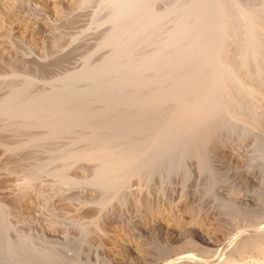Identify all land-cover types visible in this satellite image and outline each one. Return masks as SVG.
Instances as JSON below:
<instances>
[{
    "label": "rangeland",
    "instance_id": "rangeland-1",
    "mask_svg": "<svg viewBox=\"0 0 264 264\" xmlns=\"http://www.w3.org/2000/svg\"><path fill=\"white\" fill-rule=\"evenodd\" d=\"M134 1L13 0L0 7V264H142L146 258L157 264L162 256L174 259L176 247L182 255L197 256V251L185 250L202 241L198 235L205 228L210 238L200 245L206 244L208 252L199 248L197 258L213 260L226 234L264 219V124L244 114L248 100L233 106L216 100L206 104L200 95L205 88L215 94L212 64L222 45L236 49L248 38L253 47L264 49V0L229 2L233 6L224 2L228 7L219 0ZM133 4L131 16L126 9ZM251 16L252 23H263L257 28L261 34L239 30ZM206 20L212 22L207 28ZM231 24L235 32L223 34ZM251 66L259 72V65ZM193 78L195 85L206 82L195 86L197 93L194 85L191 90L184 87ZM156 86L168 97L163 120L155 121L161 111L156 107L150 113L157 140L147 154L140 148L136 155L131 146L128 156L135 155L136 163L119 167L117 152L129 143L120 140L117 150L114 121L130 111L129 122H139L142 106L138 101L129 105V97L137 91L140 100ZM215 114L219 120L213 119ZM124 135L132 137L131 131L121 139ZM140 150L145 153L139 155ZM104 151L116 162L107 163L116 167L101 165ZM219 235L224 236L216 239ZM252 244L245 243L244 250L236 245L240 251L233 253V260L241 253L261 258L262 246Z\"/></svg>",
    "mask_w": 264,
    "mask_h": 264
},
{
    "label": "bare ground",
    "instance_id": "bare-ground-1",
    "mask_svg": "<svg viewBox=\"0 0 264 264\" xmlns=\"http://www.w3.org/2000/svg\"><path fill=\"white\" fill-rule=\"evenodd\" d=\"M111 1V0H110ZM112 1H114V0H112ZM119 1V0H118ZM134 1V0H133ZM144 1V0H143ZM215 1V0H214ZM243 1V0H242ZM255 1V0H254ZM10 2H13V0H0V7H2L3 5H7V4H9ZM135 2V1H134ZM147 2V1H146ZM185 2H186V0H185ZM184 2V3H185ZM204 2V1H203ZM216 2V1H215ZM214 2V3H215ZM219 2L220 3H226V2H228V4H229V2L230 3H234V4H236L238 1L237 0H219ZM219 2H216V4H218ZM262 2V1H261ZM15 3V2H14ZM119 3V2H118ZM117 3V4H118ZM193 3H194V1H192V4L191 5H193ZM197 3H198V1H197ZM224 3V4H225ZM201 4H203V3H201ZM247 4V3H246ZM258 4V3H257ZM256 4V5H257ZM114 5V4H113ZM146 5V4H145ZM152 5V4H151ZM191 5H190V7H191ZM195 5V4H194ZM204 5H206V3L204 4ZM212 5V4H211ZM215 5V4H214ZM213 5V7H217V5L216 6H214ZM226 5V4H225ZM229 5H231V4H229ZM124 6V5H123ZM128 6V5H127ZM143 6H144V3H143ZM142 6V7H143ZM180 6V5H179ZM198 6V5H197ZM201 6V5H200ZM200 6H198V7H200ZM208 6H210V4L208 5ZM207 5L205 6V7H208ZM231 6H233V5H231ZM230 6V7H231ZM237 7H238V5H236ZM240 6V5H239ZM153 7V6H152ZM202 7V6H201ZM221 7V6H220ZM225 7H228V5H226ZM235 7V6H234ZM244 7V6H243ZM115 8V7H114ZM156 8V7H155ZM175 8H176V6H175ZM183 8V7H182ZM193 8V7H192ZM195 8V7H194ZM193 8V9H194ZM209 9L211 8V7H208ZM208 8H207V10H208ZM249 8V7H248ZM250 8H252V7H250ZM134 9H135V5L133 4L132 6H130V7H128L127 9H126V12L129 14V15H131L132 13V11H134ZM136 9H137V7H136ZM197 9V8H196ZM201 9V8H200ZM203 9V8H202ZM201 9V10H202ZM216 9V8H215ZM237 10H238V8H236ZM125 10V9H124ZM142 10V9H141ZM147 10H148V8H147ZM146 10V11H147ZM183 10H184V8H183ZM185 10H189V9H185ZM207 10H205V11H207ZM214 9L212 8L211 9V11H213ZM223 10V9H222ZM229 10H231V8L229 9ZM229 10H227V11H229ZM247 10V9H246ZM257 10L259 11V9L257 8ZM256 10V11H257ZM115 11V10H114ZM182 11V10H181ZM204 11V10H203ZM224 12L226 11L225 9L223 10ZM256 11H255V13H256ZM185 12V11H184ZM195 12V11H194ZM208 12V11H207ZM232 12H233V8H232ZM231 12V13H232ZM242 12V11H241ZM254 12V11H253ZM253 12H251L252 14H253ZM131 13V14H130ZM188 13V12H187ZM197 13V12H196ZM211 13V12H210ZM247 13H249V12H247ZM254 13V14H255ZM152 14V13H151ZM189 14V13H188ZM191 14V13H190ZM189 14V15H190ZM204 14V13H203ZM224 14H226V13H224ZM230 14V13H229ZM245 14V13H244ZM134 14H132L131 16H133ZM148 15V14H147ZM150 15V14H149ZM148 15V16H149ZM192 15V14H191ZM194 15V14H193ZM202 15V14H201ZM205 15V14H204ZM208 15V14H207ZM256 15L257 14H255L254 16H255V18H256ZM128 16V15H127ZM146 16V15H145ZM154 16V15H153ZM217 16V15H216ZM254 16L252 17L251 16V21L249 22V21H246V22H248L247 24H243L242 23V25H241V28L239 29L238 27V29L239 30H241L242 32H244L243 34H246L245 32H246V29H250L249 31H253V30H255V32L257 31L258 32V30H257V28H259V25L261 24V27L263 26L262 24L263 23H260V21L258 20H254V22L252 23V20L254 19ZM115 17V16H114ZM118 17H120V16H118ZM140 17V16H139ZM203 17H206V16H202V18L201 19H203ZM219 17V16H218ZM217 17V18H218ZM242 17V16H241ZM124 18V17H123ZM136 18H138V16L136 17ZM141 18V17H140ZM234 18V17H233ZM243 18V17H242ZM135 19V18H134ZM177 19V18H176ZM181 19H183L182 17H181ZM180 19V20H181ZM199 19V18H198ZM219 19V18H218ZM217 19V20H218ZM241 19V18H240ZM244 19V18H243ZM249 19V20H250ZM188 20V19H187ZM212 20V19H211ZM211 20L209 21V20H206L205 21V25H203L204 27H208V26H210V24L212 23L211 22ZM229 20V19H228ZM237 20V19H236ZM246 20H248V18L246 19ZM131 21V20H130ZM182 21V20H181ZM184 21V20H183ZM212 21H216V20H212ZM125 22H127V24L129 23V21H125ZM124 22V23H125ZM132 22V21H131ZM130 22V23H131ZM134 22V21H133ZM146 22V21H145ZM176 22V21H175ZM235 22H238V21H235ZM118 23V22H117ZM129 23V24H130ZM171 23V22H170ZM221 23V22H220ZM220 23H218V24H220ZM232 23V22H231ZM119 24V23H118ZM117 24V25H118ZM126 24V23H125ZM143 24V23H142ZM154 24V23H153ZM175 24V23H174ZM226 24H228V23H226ZM225 24V25H226ZM235 24V23H234ZM123 25V24H122ZM121 25V26H122ZM131 25V24H130ZM168 25H169V23H168ZM172 25V24H171ZM212 25V24H211ZM116 26V25H115ZM153 26V25H152ZM202 26V27H203ZM218 26V25H217ZM140 27V26H139ZM167 27V26H166ZM174 27H176V25L174 26ZM216 27V26H215ZM227 27V30H225L224 32H222L223 34H233V32H235V30H234V26H232V24H231V26L229 25H227V26H225L224 28H226ZM126 28V27H125ZM127 28L129 29V27L127 26ZM165 28V27H164ZM177 28H178V26H177ZM187 28H189V27H187ZM193 28V27H192ZM206 28H204V29H206ZM218 28V27H217ZM216 28V29H217ZM146 29V28H145ZM175 29V28H174ZM197 29H198V27H197ZM199 29H200V27H199ZM198 29V30H199ZM202 29V28H201ZM204 29L202 30V31H204ZM262 29V28H261ZM118 30V29H117ZM230 30H232V33H231V31ZM264 30V29H263ZM171 31V30H170ZM169 31V33H172V32H170ZM173 31V30H172ZM184 31V30H183ZM223 31V30H222ZM241 31H240V33H241ZM178 32H180V30L178 31ZM189 32V31H188ZM196 32H198V31H196ZM208 32H210L211 33V31L209 30V31H207V29H206V32L205 33H208ZM213 32V31H212ZM255 32H253V33H255ZM264 32V31H263ZM130 33V32H129ZM145 33V32H144ZM165 33V32H164ZM210 33H208V34H210ZM218 33V32H217ZM249 33V32H248ZM258 33H260V32H258ZM128 34V33H127ZM168 34V33H167ZM176 34H178V33H176ZM186 34V33H185ZM188 34V33H187ZM190 34V33H189ZM203 34V33H202ZM222 34V35H223ZM235 34H237V32L235 33ZM261 34V33H260ZM169 35V34H168ZM146 36V35H145ZM145 36L143 37L144 39H145ZM185 36V35H184ZM203 36H205V35H203ZM182 38H184L183 36H181ZM188 37V36H187ZM199 37V36H198ZM206 37V36H205ZM210 37V36H209ZM222 37H227L226 35H224V36H222ZM214 38V37H213ZM221 38V37H220ZM251 38V37H250ZM157 39V38H156ZM170 39V38H169ZM172 39H173V37H172ZM171 39V40H172ZM177 39V38H176ZM175 39V40H176ZM187 39V38H186ZM185 39V40H186ZM178 40H180L179 38H178ZM177 40V41H178ZM221 40H222V38H221ZM156 41V40H155ZM160 41V40H159ZM174 41V40H173ZM177 41H175L176 43H177ZM219 42H220V40H218ZM253 40L252 39H245V40H242L241 41V43L239 44V45H236V49L235 48H233V49H224L223 47H224V45H222L223 47H221L220 49H221V51H220V49L217 51V52H219V53H217L218 54V56H217V58H216V60L217 61H215L216 63L215 64H212V67H213V65H214V72H213V78H214V81H215V83H216V86H218L217 88H216V90H215V88H214V93L215 94H211L212 92H213V90H210L211 92H209V89L208 90H206V88L204 89V90H202V92L200 93V95L202 96H200L199 95V93H198V95L201 97V98H203V99H205V102H206V104H207V102H209L210 101V103H211V101H214V100H216V102L217 101H219V104H220V102H222V103H231V105L233 106L234 104L233 103H238V101L240 100L241 101V99H244L245 101H249L247 104H245V106H244V108H245V113L244 114H246L247 115V118L248 119H250V121L252 120L253 122H257V123H259L260 125L261 124H264V66L263 65H261V55L264 57V49L263 48H261V49H258V47H256V45H255V47H253V42H252ZM263 41H264V39H263ZM150 42V41H149ZM181 42H182V40H181ZM201 42V41H200ZM200 42H199V44H200ZM205 42H207V41H202V43L201 44H205ZM211 42V41H210ZM222 42L224 43L225 42V40H224V38H223V40H222ZM228 42V41H227ZM156 43V42H155ZM231 43H233V42H231ZM230 43V44H231ZM237 43V42H236ZM238 44V43H237ZM242 44V45H241ZM256 44H257V41H256ZM162 45V44H161ZM168 45H170V43L169 44H167V47H168ZM206 45H208V44H206ZM209 45H210V43H209ZM217 45H219V44H217ZM229 45V44H228ZM233 45V44H232ZM241 45V46H240ZM257 45H259V44H257ZM133 46V45H132ZM136 46V45H135ZM152 46V45H151ZM160 46V45H159ZM189 46V45H188ZM202 45H200V47H201ZM226 46H227V44H226ZM237 46H238V48H237ZM240 46V47H239ZM172 47V46H171ZM187 47V46H186ZM197 47V46H196ZM212 47V46H211ZM219 47V46H218ZM230 47V46H229ZM157 48V47H156ZM189 48V47H188ZM169 49V48H168ZM167 49V50H168ZM173 49V48H172ZM193 49H194V47H193ZM151 51V50H150ZM153 51V50H152ZM181 51V50H180ZM200 51V50H199ZM135 52V51H134ZM170 52V51H169ZM177 52H178V50H177ZM177 52H176V55H177ZM192 52V51H191ZM193 52H195V51H193ZM150 53H153V52H150ZM155 53V52H154ZM188 53V52H187ZM216 53V52H215ZM128 54H130V53H128ZM194 54V53H193ZM200 54H203V53H200ZM216 54V55H217ZM144 55V54H143ZM172 55V54H171ZM174 55V54H173ZM215 55V56H216ZM256 55V56H255ZM142 56V55H141ZM170 56V55H169ZM214 56V57H215ZM255 57H256V59H255ZM137 58H139V57H137ZM171 58V57H170ZM173 58V57H172ZM123 59H125V58H123ZM141 59V58H140ZM138 60V59H137ZM196 60H198V59H196ZM195 60V61H196ZM263 60H264V58H263ZM127 61H128V59H127ZM126 61V62H127ZM130 61H131V59H130ZM213 61V60H212ZM253 61H255V63L253 62ZM257 61V62H256ZM259 61V62H258ZM134 62V61H133ZM132 62V63H133ZM210 62V61H209ZM129 62H127L126 64H128ZM132 63L130 64V65H132ZM263 63H264V61H263ZM262 63V64H263ZM103 64V63H102ZM158 65V64H157ZM251 65H259V66H255V67H259L258 69H259V72L257 73H255V69L256 68H253ZM129 65H126V67H128ZM115 67H117V66H115ZM118 67H120V66H118ZM154 67V66H153ZM156 67V66H155ZM164 67V66H163ZM92 68V67H91ZM167 68H168V66H167ZM86 69V68H85ZM118 69V68H117ZM117 69L115 68V70H116V72H117ZM120 69V68H119ZM208 71H210L209 69H207ZM168 71V70H167ZM191 71H193V69L191 70ZM194 71H195V69H194ZM119 72H121V70L119 71ZM170 72V71H169ZM196 72V71H195ZM195 72H193V74L195 73ZM127 73V72H126ZM165 73V72H164ZM163 73V74H164ZM179 73V72H178ZM185 73V72H184ZM205 73V70H204V72L202 73V75ZM212 73V72H211ZM116 74V73H115ZM162 74V73H161ZM171 74V73H170ZM169 73H168V75H170ZM175 74H177V73H175ZM196 75L197 74H200L199 72L198 73H195ZM75 75V74H74ZM118 75V74H117ZM168 75H162L163 77L164 76H166L165 78V80H170L169 78H171V75H170V77L168 76ZM191 75H192V73H191ZM190 75V76H191ZM202 75H201V77H202ZM212 75V74H211ZM65 76V75H64ZM73 76V75H72ZM169 78H168V77ZM174 76V75H173ZM198 76V75H197ZM208 76V75H207ZM62 77V76H61ZM65 77H67V78H69V77H71L70 75H67V76H65ZM104 77V76H103ZM116 77H118L119 78V76H116ZM123 77H125L124 75H123ZM159 77V76H158ZM161 77V76H160ZM192 77V76H191ZM206 76H204L203 75V78H205ZM73 78V77H72ZM114 78V77H113ZM185 78V77H184ZM184 78H181V79H183L184 80ZM195 78H196V76H195ZM195 78H193V80H191L190 81V83H192V85L191 84H188L189 82H186L185 83V85L186 86H184L185 88L187 87H189L190 88V86L194 89V87L196 86L197 87V84H202L203 82V85L206 83L204 80H202V79H200V80H202V83H197L196 85L194 84V82H195ZM90 79V78H89ZM100 79V78H99ZM109 79V78H108ZM150 79H152V78H150ZM187 79V78H186ZM197 79V78H196ZM198 79V80H199ZM103 80V79H102ZM102 80H101V82H102ZM112 80V79H111ZM160 80V79H159ZM164 80V79H163ZM165 80H164V82H165ZM172 80H173V78H172ZM178 80V79H177ZM197 80V81H198ZM198 81V82H201V81ZM63 81V80H62ZM65 81H66V79H65ZM110 81V80H109ZM109 81H107V82H109ZM114 81H117L118 82V80H116V78L114 79ZM113 81V82H114ZM125 81V80H124ZM130 81V80H129ZM117 82H114V83H117ZM173 82V81H172ZM176 82V81H175ZM174 82V83H175ZM182 82V81H181ZM184 82V81H183ZM182 82V84L184 85V83ZM103 83V82H102ZM143 83H145V81L143 82ZM150 83V82H149ZM148 83V84H149ZM161 83H163V82H161ZM180 83V82H179ZM196 83V82H195ZM210 83V82H209ZM108 84V83H107ZM122 84V83H121ZM153 84H155L154 82H153ZM172 84V83H171ZM99 85V84H98ZM113 85V84H112ZM120 85V84H119ZM164 85V84H163ZM175 86H178L177 85V83L176 84H174ZM183 85L182 86H180V87H183ZM187 85H189V86H187ZM193 85H194V87H193ZM203 85H201V87L203 86ZM206 85V84H205ZM100 86V85H99ZM102 86V85H101ZM140 86V85H139ZM157 87V86H156ZM196 87H195V90H192V91H196ZM208 88H210L211 89V87H209V86H207ZM117 88V87H116ZM174 88H176V87H174ZM173 89V88H172ZM180 89V88H179ZM198 89H199V87H198ZM137 90V89H136ZM174 90V89H173ZM173 90H172V92H173ZM177 89H175V91H176ZM181 90H183V88L181 89ZM181 90H180V92H181ZM185 90H187V89H185ZM189 90H191V88L189 89ZM174 91V92H175ZM178 91V90H177ZM177 91H176V93H177ZM188 91V90H187ZM187 91H185V92H183V94L184 93H187ZM132 92H133V90H132ZM136 93H133V95L132 96H130L129 97V101H128V104L129 105H132V102H134V101H138V103L140 104L139 106H142V112H143V114H142V116H140V117H142L141 119H140V121L138 122V121H136V122H129L132 118H131V115H130V111H128V114H124L125 112V110H123L122 112H124V113H122V115L120 116V117H118L115 121H114V123H115V125L113 126V127H115L116 126V123H117V131H115V133H114V138H113V140H114V144L116 145V146H118L117 147V150H119L118 148L119 147H121L120 145H118V143L120 142V140L122 141V140H128V145H127V147L126 146H124V149H122L121 150V148H123V147H121L120 148V150H119V152L121 151V153L119 154V152H117L116 151V149H113V151L115 150V152H113V153H118V158H119V162H117V164L119 165V167H122V166H125L126 164H132V163H134V159H135V155L134 154H138L136 151H137V149H138V151H139V149L141 148H143L145 151L150 147H152V145H154L155 144V141L157 140V137L156 136H152V134L154 133L155 134V132H153L152 133V131L155 129V128H152V126L154 125V123H155V121L157 122V120H159V121H161V120H163L162 118H163V112L164 111H166V110H164V111H162L163 110V107L166 105V103H167V100H168V97L165 99V96H164V93H163V88H160V87H157V88H155L154 89V91L152 90V92H148V94L147 95H145L144 94V96L143 95H141L140 96V100H139V95L137 94L138 92L137 91H135ZM174 92H173V94H174ZM189 92V91H188ZM200 92V91H199ZM166 93H167V91H166ZM175 93V94H176ZM196 93H197V91H196ZM139 94H141V93H139ZM143 94V93H142ZM182 93H181V95H183ZM180 95V96H181ZM173 96V95H172ZM180 96L179 97H177V99H179L180 98ZM114 97V96H113ZM176 97V96H175ZM199 97V98H200ZM185 99H186V96H185ZM165 100H166V103H165ZM174 101H176V100H174ZM178 101H180V100H178ZM244 101V102H245ZM177 102V101H176ZM175 102V104L176 105H178L177 103ZM242 102V101H241ZM240 102V103H241ZM243 102V103H244ZM180 103V102H179ZM209 103V104H210ZM214 103V102H213ZM218 103V102H217ZM216 103V104H217ZM120 104V103H119ZM190 104V103H189ZM201 104H204V101H203V103H200V105ZM206 104H205V106H206ZM208 104V105H209ZM216 104H215V106H216ZM190 105H192V104H190ZM218 105V104H217ZM188 106V105H187ZM215 106H211V108H214ZM224 106H226V105H224ZM133 107V106H132ZM137 107V106H136ZM157 109H156V108ZM190 107V106H189ZM188 107V108H189ZM191 107H193V106H191ZM190 107V108H191ZM220 107V106H219ZM228 107V106H227ZM226 107V108H227ZM141 108V107H140ZM164 108H166V107H164ZM195 109L197 108V107H194ZM201 108H203V107H201ZM200 108V109H201ZM221 108V107H220ZM230 108V107H229ZM151 109V110H150ZM153 109H156V110H161L160 111V114L158 115V118H156V120L154 121V123H152L153 121H152V117H150V115H152V114H150V113H152L151 111L153 110ZM216 109H218V108H214V110H212V111H214L215 112V110ZM231 109V111H232V113H233V108H230ZM128 110V109H127ZM135 110V109H134ZM202 110V109H201ZM219 110V109H218ZM185 111V110H184ZM212 111L210 110V112L212 113ZM220 111V110H219ZM218 111V112H219ZM228 111V109L226 110V114L228 113L227 112ZM230 111V110H229ZM243 111V110H242ZM133 112V111H132ZM200 112V111H199ZM214 112H213V114H214ZM222 112V111H221ZM220 112V113H221ZM154 113V112H153ZM206 113V112H205ZM211 113H207V115H209V116H212V114ZM216 113V112H215ZM220 113H217V114H219L220 115ZM121 114V113H120ZM167 114H168V112H167ZM188 114V113H187ZM217 114H215V115H213L214 117H213V119L215 118H217L218 119V117H217ZM236 114V113H235ZM156 115H157V113H156ZM170 115V114H169ZM205 115V114H204ZM207 115H205L206 117H207ZM240 115V114H239ZM246 115H244V116H246ZM190 116V115H189ZM244 116H242V117H244ZM191 117V116H190ZM197 117V116H196ZM199 117V116H198ZM200 117H202V116H200ZM220 117V116H219ZM222 117H224L223 115H222ZM195 118V117H194ZM203 118V121L205 120L204 119V117H202ZM211 118V117H210ZM246 117H244L243 119H245ZM112 119V118H111ZM201 119V118H200ZM216 119V120H217ZM220 119V118H219ZM218 119V120H219ZM223 119V118H222ZM195 120V119H194ZM199 120V119H198ZM208 120V119H207ZM207 120H205V121H207ZM152 121V122H151ZM185 121V120H184ZM190 121H191V119H190ZM190 121L188 122L189 124H190ZM202 121V120H201ZM201 121H199L200 123H201ZM204 121V122H205ZM210 121H211V119H210ZM198 122V123H199ZM129 123V124H128ZM181 123H183V122H181ZM186 123V122H185ZM200 123H199V125H200ZM209 123V122H208ZM225 123V122H224ZM250 123V122H249ZM107 124V123H106ZM158 124V123H157ZM193 124H194V122H193ZM204 124V123H203ZM202 124V125H203ZM196 125V124H195ZM205 125V124H204ZM248 125V124H247ZM255 125V124H254ZM98 126V125H97ZM226 126V125H225ZM251 126H253V124L251 125ZM155 127V126H154ZM189 127V126H188ZM211 127V126H210ZM247 127V126H246ZM153 129V130H152ZM207 129V128H206ZM114 130H115V128H114ZM114 130H112V131H114ZM204 130V129H203ZM131 131V136L132 137H130L129 138V136H125L126 138L128 137V139H121L122 137H123V134H128L129 132ZM196 131V130H195ZM105 132V131H104ZM203 132V131H202ZM201 132V133H202ZM101 133V132H100ZM105 133H107V132H105ZM177 133V132H176ZM179 133V132H178ZM157 134H158V132H157ZM159 135V134H158ZM174 135V134H173ZM176 135V134H175ZM111 136V135H110ZM163 136V135H162ZM91 137V136H90ZM109 137V136H108ZM154 137V138H153ZM102 137H100V139H101ZM104 138H107V136L106 137H104ZM172 138H174L173 136H172ZM159 139V138H158ZM87 140H89V139H87ZM93 141L95 140V139H92ZM105 141H108L107 139H104ZM103 139H102V141H104ZM93 141H91L89 144H91ZM95 142H96V140H95ZM100 143H103V144H105V142H100ZM110 143V142H109ZM111 143H112V141H111ZM124 143V142H123ZM97 144V143H96ZM96 144H95V149L96 150H98V148H96V147H99L98 145L96 146ZM99 144V143H98ZM108 144V143H107ZM106 144V145H107ZM113 144V145H114ZM120 144V143H119ZM80 145V144H79ZM78 145V146H79ZM84 145V144H83ZM102 145V144H101ZM112 144H108V146H110V147H112L111 146ZM122 145V144H121ZM78 146H77V148H78ZM86 146V145H85ZM91 146V145H90ZM92 146H94V144H92ZM91 146V147H92ZM105 146V145H104ZM131 146H133L134 148H133V151H135V149H136V153H134L133 155H134V159H133V155L131 156L132 157V159L128 156V153H129V150H130V148H131ZM80 147H81V145H80ZM87 147V146H86ZM110 147L108 148H105V149H110ZM114 148H115V146H113ZM93 148V147H92ZM100 148H102V147H100ZM104 148V147H103ZM126 148V149H125ZM80 149V148H79ZM82 149V148H81ZM84 149V148H83ZM94 149V150H95ZM68 150V149H67ZM76 150V149H75ZM78 150V149H77ZM87 150V149H86ZM85 150V151H86ZM91 149H89L88 151H90ZM144 150H140V152H139V155H141L142 153H145L144 152ZM149 150V149H148ZM148 150L146 151V154H147V152H148ZM69 151V150H68ZM68 151H66V152H68ZM85 151H83V152H85ZM92 151V150H91ZM142 151V152H141ZM94 152V151H93ZM203 151H201V153H202ZM86 153H87V151H86ZM100 153V152H99ZM106 153H108V155H106L105 154V151H104V156H102V154L103 153H101V158L102 159H105L104 161H102L101 159H100V163H101V165H105L104 163L106 162V164L107 165H109L107 162V160H111L112 158H110L109 159V157L108 156H110L109 155V152H107L106 151ZM141 153V154H140ZM204 153V152H203ZM241 153V152H240ZM111 154V153H110ZM122 154V156H119V155H121ZM150 154V153H149ZM151 154H153V153H151ZM233 154H234V152H233ZM233 154H231V155H233ZM68 156V155H67ZM66 156V157H67ZM108 157V159H106L107 157ZM115 156V155H114ZM200 156V155H199ZM241 156H243V155H241ZM99 157H100V154H99ZM112 157V156H111ZM201 157H203L202 156V154H201ZM236 157V156H235ZM114 158V157H113ZM233 158V157H232ZM231 158V159H232ZM115 160L117 159V158H114ZM136 159H137V157H136ZM229 159H230V157H229ZM198 160V162L199 163H201V159H197ZM111 161H114L113 159L111 160ZM111 161H109V163L111 162ZM115 162V161H114ZM196 162V161H195ZM198 162H196V164L198 163ZM103 163V164H102ZM113 162H111V166L113 165L112 164ZM116 163V162H115ZM115 163H114V165H115ZM136 163V162H135ZM134 163V164H135ZM198 163V164H199ZM116 164V165H117ZM109 165V166H110ZM114 165L112 166V167H114ZM116 165H115V167H116ZM201 165V164H200ZM102 166V167H103ZM101 167V168H102ZM112 167H110L109 169H112ZM131 167H133V166H131ZM130 167V168H131ZM139 167V166H138ZM137 168V167H136ZM107 169V168H106ZM132 169H135V168H132ZM132 169H131V171H132ZM138 169V168H137ZM96 170V169H95ZM99 170V169H98ZM104 170V169H103ZM136 170V169H135ZM97 171V170H96ZM100 171H101V169H100ZM109 171V170H108ZM124 171V170H123ZM98 172V171H97ZM115 172V171H114ZM136 173H137V171H135ZM112 173V172H111ZM131 173V172H130ZM102 174V173H101ZM138 174V176H139V172L137 173ZM110 175V174H109ZM112 175V174H111ZM124 175V174H123ZM132 177L134 176V175H131ZM141 176V175H140ZM143 177V176H142ZM66 178V177H65ZM64 178V179H65ZM121 178H124V177H121ZM67 179H68V177H67ZM131 179V178H130ZM130 179H129V181H130ZM64 181V180H63ZM103 181V180H102ZM107 181V180H106ZM66 183V182H65ZM110 183V182H109ZM115 183H116V180H115ZM122 183V182H121ZM128 183V182H127ZM139 183H140V179H138L137 180V182H136V184L135 185H139ZM106 184H108V183H106ZM132 184H133V182H132ZM66 185V184H65ZM116 186H118L117 185V183H116ZM113 187H115V186H113ZM143 187V186H142ZM141 187V188H142ZM114 193V192H113ZM117 197V196H116ZM119 198V197H118ZM157 205V204H156ZM158 214V213H157ZM264 218V217H263ZM208 227V226H207ZM210 227V226H209ZM249 227V226H248ZM212 228V227H211ZM214 229V228H213ZM242 229H245V230H242L241 232H239V233H236V234H233V233H230L229 235L228 234H226L224 237L226 238H222V239H225V242L223 243V246H219L220 247V249H219V256H218V258H216V259H211V260H200V259H198L197 258V256H198V253L199 254H201V252L200 251H198V249L199 248H201V249H204V251L206 252H208V250H205L206 249V244H205V246L202 248L201 246L202 245H200V244H202V243H204V241H206L207 239H209L210 238V231H207V229L205 228V231H202V232H200V234L198 235L199 236V239L200 240H202V241H200L199 243H198V241H197V243L194 241V244H192V245H190L189 247H188V250H185V252L186 253H188V252H191V250L193 249L194 251H197L198 253H197V256H193L194 255V253H189V254H183L182 255V253H181V251H175V249H177V247L176 248H174V250H172V252L174 251L175 252V258L174 259H167V258H165V259H163V256H162V258L161 259H159L158 261H157V264H264V219H262L261 221H257L256 220V223H254L253 225H252V227H250V228H247V227H244V228H242ZM210 230V229H209ZM237 230V229H236ZM214 231H216L215 229H214ZM238 231H240V229L238 230ZM218 232V231H217ZM197 236V235H196ZM214 236V235H213ZM220 237H218V238H216V237H214V238H216V239H221V237H223V236H221V235H219ZM213 239V238H212ZM210 241H212L211 239H210ZM222 241V240H221ZM192 242V241H191ZM209 242V241H208ZM207 242V243H208ZM216 242V241H215ZM249 242H253V244H252V246L254 245V243L255 244H260L261 246H262V248H261V250H263L262 252L263 253H261V254H263L262 256H261V258H257V257H252L251 255L250 256H241L242 255V253H241V255L239 254V258H235L234 260H233V253H235V252H238L239 253V251L240 250H238V251H236L237 250V248H236V245H238V248H240L241 246H244V244L245 243H249ZM206 243V242H205ZM126 244V243H125ZM222 244V243H221ZM208 245V244H207ZM248 245V244H247ZM125 246H127L126 248L128 249L129 247H131L132 249H133V246H132V244H126ZM129 246V247H128ZM211 246V245H210ZM250 245H248L247 247H249ZM135 247V246H134ZM186 247H187V245H186ZM218 247V248H219ZM180 248V247H179ZM178 248V249H179ZM208 248V247H207ZM217 248V249H218ZM242 248V247H241ZM124 249V248H123ZM126 249V250H127ZM182 249V248H181ZM180 249V250H181ZM196 249V250H195ZM243 250L245 249V248H242ZM241 249V251H243ZM257 249V248H256ZM122 250V249H121ZM125 250V249H124ZM123 250V251H124ZM182 250H184V249H182ZM210 250H211V248H210ZM209 250V251H210ZM218 250H216V252H217ZM171 252V251H170ZM206 252V253H207ZM211 252H213V251H211ZM223 252H224V254H223ZM215 253V252H214ZM213 253V254H214ZM174 254V253H173ZM181 254V255H180ZM193 254V255H192ZM196 254V253H195ZM230 254H232L231 256H230ZM159 255V254H158ZM164 255V254H163ZM179 255V256H178ZM204 255V254H203ZM221 255H223V256H221ZM236 255V254H235ZM168 256V255H167ZM217 256V255H216ZM199 257V256H198ZM160 258V257H159ZM213 258V257H212ZM157 259H158V257H157ZM202 259H204V258H202ZM103 262V261H102ZM142 264H154V263H152L151 262V260L150 259H148V258H146V259H144L143 260V262H142Z\"/></svg>",
    "mask_w": 264,
    "mask_h": 264
}]
</instances>
